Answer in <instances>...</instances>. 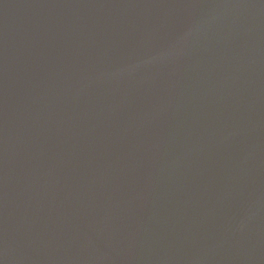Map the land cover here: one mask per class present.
Masks as SVG:
<instances>
[{"label":"water","instance_id":"1","mask_svg":"<svg viewBox=\"0 0 264 264\" xmlns=\"http://www.w3.org/2000/svg\"><path fill=\"white\" fill-rule=\"evenodd\" d=\"M0 264H264V0H0Z\"/></svg>","mask_w":264,"mask_h":264}]
</instances>
